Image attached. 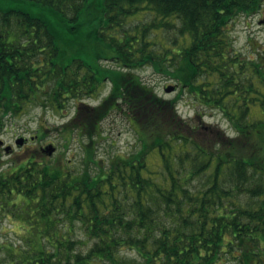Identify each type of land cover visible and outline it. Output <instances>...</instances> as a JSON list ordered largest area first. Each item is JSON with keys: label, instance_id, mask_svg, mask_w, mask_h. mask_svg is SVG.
<instances>
[{"label": "trees", "instance_id": "trees-1", "mask_svg": "<svg viewBox=\"0 0 264 264\" xmlns=\"http://www.w3.org/2000/svg\"><path fill=\"white\" fill-rule=\"evenodd\" d=\"M263 7L0 0V128L73 99L60 131L90 138L81 164L44 146L0 171V220L18 223L0 264H264V47L246 55L229 26ZM146 65L176 81L174 98L135 73ZM106 80L101 103L86 101ZM184 93L197 106L190 119L178 111ZM113 110L136 144L104 161L94 137ZM213 110L234 135L203 120Z\"/></svg>", "mask_w": 264, "mask_h": 264}, {"label": "rangeland", "instance_id": "rangeland-1", "mask_svg": "<svg viewBox=\"0 0 264 264\" xmlns=\"http://www.w3.org/2000/svg\"><path fill=\"white\" fill-rule=\"evenodd\" d=\"M150 15L146 19H150ZM231 35L234 38L235 47L243 51L246 55H253L254 50L258 46L264 47V7L261 11L249 16L242 15L233 21L230 25ZM169 31V30H168ZM167 34L172 35L170 31ZM164 42V41H163ZM109 66H117L115 62H106ZM141 79L151 86H154L156 93L166 99L174 98L179 92V88L175 91L167 92L166 87L175 85L176 81L166 77L165 75L155 72L151 65H146L135 70ZM96 94L91 95L86 101L92 105L101 103L106 94L111 89L110 81L106 80L100 84ZM73 99L67 101L64 109L59 110L52 106L32 105L23 113L7 120V124L0 128V140H3L4 146L0 151V171L4 170L19 157L37 153L41 147L53 144L56 150L51 154L63 157L76 164H81V158L86 153V147L90 142V138L82 137L79 132L75 131L73 135L60 131L74 113ZM197 110L196 102L188 93L183 94V98L178 103V111L184 118H192ZM200 120V118H199ZM203 120L217 125L220 129H224L228 134L234 135L235 132L230 122L223 116L219 110H213L206 114ZM129 121L127 115L123 111L113 110L100 126L101 135L94 137L96 143V156L107 161L110 156L119 152L132 151L136 144L137 134ZM41 130V131H39ZM43 130L44 133H41ZM40 135L37 137V135ZM19 137L27 138L23 145L16 143ZM66 139L70 141L67 143ZM12 145L13 150L5 152V146ZM12 220L4 218L0 220V240L10 238L17 239L15 231L18 229V223L10 222ZM77 231L82 235L83 229L81 225L76 226ZM227 264V263H223Z\"/></svg>", "mask_w": 264, "mask_h": 264}, {"label": "water", "instance_id": "water-1", "mask_svg": "<svg viewBox=\"0 0 264 264\" xmlns=\"http://www.w3.org/2000/svg\"><path fill=\"white\" fill-rule=\"evenodd\" d=\"M175 89H176V86H175V85H169V86L166 87V91H167V92L174 91ZM15 141H16L18 144H23L25 140H24L23 137H20V138H18V139L15 140ZM3 143H4L3 140H0V146H1ZM5 148H6V152H8V151L12 148V146H11V145H8V146H6ZM45 150H47L50 154H52L53 151L55 150V147H54L52 144H50V145H48V146L45 148Z\"/></svg>", "mask_w": 264, "mask_h": 264}, {"label": "flooded vegetation", "instance_id": "flooded-vegetation-1", "mask_svg": "<svg viewBox=\"0 0 264 264\" xmlns=\"http://www.w3.org/2000/svg\"><path fill=\"white\" fill-rule=\"evenodd\" d=\"M0 151H1V149H0Z\"/></svg>", "mask_w": 264, "mask_h": 264}]
</instances>
